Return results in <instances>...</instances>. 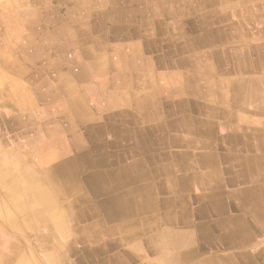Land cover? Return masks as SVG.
Listing matches in <instances>:
<instances>
[{
    "label": "crops",
    "instance_id": "1",
    "mask_svg": "<svg viewBox=\"0 0 264 264\" xmlns=\"http://www.w3.org/2000/svg\"><path fill=\"white\" fill-rule=\"evenodd\" d=\"M21 4L12 89L54 209L0 228V264H264V0Z\"/></svg>",
    "mask_w": 264,
    "mask_h": 264
},
{
    "label": "rangeland",
    "instance_id": "2",
    "mask_svg": "<svg viewBox=\"0 0 264 264\" xmlns=\"http://www.w3.org/2000/svg\"><path fill=\"white\" fill-rule=\"evenodd\" d=\"M22 1L0 0V219H2L0 220V228L18 227L20 231L29 232L28 227L31 226L29 223L32 219L31 216L38 213L42 214L44 210L43 201L38 200L39 196L35 190L29 187V179L35 178V176H43L44 171L36 168L37 164L33 160L35 155L29 153V147L22 144L27 131L34 130L33 127L37 120V114L34 113L35 107L29 108L26 105H18L17 95H14L12 89L13 78L18 77L20 80L25 81L19 74H22V71H25L28 65H33L35 62V57L28 56V54H31L29 51H32V49L29 47L27 38L22 37V28L19 26L20 20L23 18L19 14L22 11V6H20ZM47 62L51 65L53 60L48 59ZM37 64L41 66L43 62ZM13 99L16 101V106L12 105ZM35 184L38 183L35 182ZM39 254L41 256L42 252H39ZM40 262H43V260ZM94 263L95 260L91 259L85 262V264Z\"/></svg>",
    "mask_w": 264,
    "mask_h": 264
},
{
    "label": "bare ground",
    "instance_id": "3",
    "mask_svg": "<svg viewBox=\"0 0 264 264\" xmlns=\"http://www.w3.org/2000/svg\"><path fill=\"white\" fill-rule=\"evenodd\" d=\"M12 1V0H11ZM46 1V0H45ZM153 1V0H152ZM175 1V0H174ZM173 2V1H172ZM13 3V2H12ZM71 3V2H70ZM73 3V2H72ZM142 4H144V3H142ZM155 4V3H154ZM174 4V3H173ZM13 5V4H12ZM44 5V4H43ZM63 5H65V3L63 4ZM75 5V4H74ZM135 5V4H134ZM147 5H149V4H147ZM164 5V4H163ZM155 6V5H154ZM166 7V6H165ZM28 8V7H27ZM26 8V9H27ZM31 7H29V9H30ZM36 8V7H35ZM154 8V7H153ZM54 9V8H53ZM157 9V8H156ZM184 9V8H183ZM55 10V9H54ZM146 10V9H145ZM144 10V11H145ZM167 10V9H166ZM165 10V11H166ZM24 11V10H23ZM39 11V10H38ZM184 11V10H183ZM28 12V11H27ZM143 12V11H142ZM53 13V12H52ZM119 13V12H118ZM131 13V12H130ZM160 13V12H159ZM60 14V13H59ZM90 14V13H89ZM163 14V13H162ZM167 14V13H166ZM171 14V13H170ZM177 14V13H176ZM39 15H41V14H39ZM39 15H37V16H39ZM49 15V14H48ZM72 15V14H71ZM78 15V14H77ZM101 15V14H100ZM125 16V15H124ZM146 16V15H145ZM41 17V16H40ZM60 17V16H59ZM126 17V16H125ZM34 18H36V17H34ZM33 18V19H34ZM42 18V17H41ZM40 18V19H41ZM56 18V17H55ZM73 18V17H72ZM104 18V17H103ZM154 18V17H153ZM32 19V20H33ZM37 19V18H36ZM35 19V20H36ZM46 19V18H45ZM68 19V18H67ZM78 19V18H77ZM82 19H84V18H82ZM119 19V18H118ZM179 19V18H178ZM31 20V19H30ZM125 20H127L126 18H125ZM156 20V19H155ZM39 21V20H38ZM54 21V20H53ZM56 21V20H55ZM111 21V20H110ZM137 21H138V18H137ZM185 21V20H184ZM187 21V20H186ZM42 22V21H41ZM46 22V21H45ZM47 22H49V21H47ZM70 22V21H69ZM145 22V21H144ZM144 22H143V24H144ZM156 22V21H155ZM95 23V22H94ZM129 23V22H128ZM53 24V23H52ZM73 24V23H72ZM80 24V23H79ZM153 24V23H152ZM178 24H179V22H178ZM185 24V23H184ZM187 24V23H186ZM185 24V25H186ZM62 25V24H61ZM154 25V24H153ZM165 25V24H164ZM188 25V24H187ZM83 26V25H82ZM93 26H95V25H93ZM113 26V25H112ZM63 27V26H62ZM81 27V26H80ZM115 27V26H114ZM167 27V26H166ZM190 27V26H189ZM16 28V27H15ZM58 28V27H57ZM130 28V27H129ZM20 29V28H19ZM29 29V28H28ZM46 29H48V28H46ZM71 29V28H70ZM187 29V28H186ZM79 30V29H78ZM91 30V29H90ZM149 30V29H148ZM153 30V29H152ZM168 30V29H167ZM6 31V30H5ZM15 31V30H14ZM32 31H34V30H32ZM58 31V30H57ZM126 31V30H125ZM61 32V31H60ZM118 32V31H117ZM141 32V31H140ZM184 32H185V30H184ZM191 32H192V30H191ZM12 33H14L13 31H12ZM34 33V32H33ZM82 33V32H81ZM182 33V32H181ZM208 33V32H207ZM210 33V32H209ZM47 34V33H46ZM57 34V33H56ZM61 34V33H60ZM127 34V33H126ZM155 34V33H154ZM177 34V33H176ZM4 35V34H3ZM130 35V34H129ZM133 35V34H132ZM155 35H157V34H155ZM169 35V34H168ZM37 36V35H36ZM10 37V36H9ZM108 38H110V37H108ZM131 38V37H130ZM177 38V37H176ZM201 38V37H200ZM157 39H159V37H157ZM168 39V38H167ZM13 40V39H12ZM18 40V39H17ZM16 40V41H17ZM40 40V39H39ZM45 40V39H44ZM60 40V39H59ZM65 40H67L68 41V39H65ZM144 40V39H143ZM156 40V39H155ZM161 40V39H160ZM11 41V40H10ZM61 41V40H60ZM60 41H57V42H60ZM77 41V40H76ZM81 41V40H80ZM158 41V40H157ZM34 42V41H33ZM70 42V41H69ZM159 42V41H158ZM10 43V42H9ZM8 43V44H9ZM68 43V42H67ZM78 43V42H77ZM81 43V42H80ZM126 43V42H125ZM147 43V42H146ZM160 43V42H159ZM16 44V43H15ZM66 44V43H65ZM70 44V43H69ZM83 44V43H82ZM155 44V43H154ZM163 44V43H162ZM28 45V44H27ZM67 45V44H66ZM125 45V44H124ZM159 45V44H158ZM22 46V45H21ZM20 46V47H21ZM44 46V45H43ZM62 46V45H61ZM69 46V45H68ZM126 46V45H125ZM132 46V45H131ZM166 46V45H165ZM9 47V46H8ZM23 47V46H22ZM34 47V46H33ZM148 47V46H147ZM152 47V46H151ZM31 48V47H30ZM39 48H41V47H39ZM97 48V47H96ZM132 48H134V47H132ZM140 48V47H139ZM159 48V47H158ZM15 49V48H14ZM24 49V48H23ZM42 49V48H41ZM40 49V50H41ZM58 49V48H57ZM104 49V48H103ZM167 49V48H166ZM17 50V49H16ZM148 50V49H147ZM3 51V50H2ZM18 51V50H17ZM37 51V50H36ZM41 51H43V49L41 50ZM80 51V50H79ZM130 51V50H129ZM132 51V50H131ZM136 51V50H135ZM166 51V50H165ZM5 52V51H4ZM19 52V51H18ZM220 52V51H219ZM10 53V52H9ZM145 53V52H144ZM51 54V53H50ZM168 54V53H167ZM14 55V54H13ZM7 56V55H6ZM2 57V56H1ZM14 57V56H13ZM25 57V56H24ZM52 57V56H51ZM133 57V56H132ZM236 58V57H235ZM8 59V58H7ZM13 59V58H12ZM39 59V58H38ZM219 59V58H218ZM5 60V59H4ZM11 60V59H10ZM56 60V59H55ZM16 61V60H15ZM26 61V60H25ZM35 61V60H34ZM103 61V60H102ZM221 62H222V59L220 60ZM11 62V61H10ZM9 62V63H10ZM27 62H28V59H27ZM130 62V61H129ZM136 62V61H135ZM19 63V62H18ZM29 63V62H28ZM24 64V63H23ZM110 64H112V63H110ZM121 64V63H120ZM122 65V64H121ZM238 65V64H237ZM26 66V65H25ZM54 66V65H53ZM102 66V65H101ZM108 66V65H107ZM38 67V66H37ZM65 67V66H64ZM111 67V66H110ZM26 68V67H25ZM42 68V67H41ZM109 68V67H108ZM18 69V68H17ZM32 69V68H31ZM250 69V68H249ZM30 70V69H29ZM42 70V69H41ZM92 70V69H91ZM45 72H46V69H45ZM17 73V72H16ZM59 73V72H58ZM127 74V73H126ZM37 75V74H36ZM44 75H46V74H44ZM43 75V76H44ZM106 75H107V72H106ZM134 75V74H133ZM21 77V76H20ZM49 77V76H48ZM98 77V76H97ZM136 77V76H135ZM144 77V76H143ZM30 78V77H29ZM53 78V77H52ZM105 78V77H104ZM104 78H103V80H104ZM137 78V77H136ZM149 78H151V77H149ZM155 78V77H154ZM107 79V78H106ZM152 79V78H151ZM3 80V79H2ZM9 80V79H8ZM7 80V81H8ZM135 80V79H134ZM38 81H39V79H38ZM86 81V80H85ZM92 81V80H91ZM105 81H107V80H105ZM142 81V80H141ZM153 81V80H152ZM31 82V81H30ZM33 82V81H32ZM43 82H44V80H43ZM45 83V82H44ZM43 83V84H44ZM134 83V82H133ZM136 83H139V82H136ZM242 83H243V81H242ZM246 83V82H245ZM8 84V83H7ZM94 84V83H93ZM134 85V84H133ZM35 86V85H34ZM94 86V85H93ZM85 87V86H84ZM87 87H89V85L87 86ZM48 88V87H47ZM50 88V87H49ZM129 88V87H128ZM37 89V88H36ZM42 89V88H41ZM105 89V88H104ZM104 89H101V90H104ZM108 89V88H107ZM33 90V89H32ZM86 90V89H85ZM115 90V89H114ZM19 91V90H18ZM24 91V90H23ZM42 91V90H41ZM55 91V90H54ZM89 91V90H88ZM31 92V91H30ZM33 92V91H32ZM97 92V91H96ZM100 92V91H99ZM105 92V91H104ZM103 92V93H104ZM115 92V91H114ZM127 92V91H126ZM260 92V91H259ZM21 93V92H20ZM34 93V92H33ZM15 94V93H14ZM48 94V93H47ZM89 94V93H88ZM113 94V93H112ZM120 94V93H119ZM31 95V94H30ZM38 95V94H37ZM90 95H91V93H90ZM117 95H118V93H117ZM261 95V94H260ZM56 96H57V94H56ZM55 96V97H56ZM100 96V95H99ZM29 97V96H28ZM33 97V96H32ZM69 97V96H68ZM30 98V97H29ZM90 98V97H89ZM54 99V98H53ZM124 99V98H123ZM149 99V98H148ZM17 100V99H16ZM55 100V99H54ZM89 101V100H88ZM132 101V100H131ZM136 101V100H135ZM14 102H16V101H14ZM42 102V101H41ZM55 102V101H54ZM59 102V101H58ZM65 102V101H64ZM125 102V101H124ZM242 102V101H241ZM51 103V102H50ZM91 103V102H90ZM25 104V103H24ZM76 104H78V103H76ZM242 104V103H241ZM97 105V104H96ZM104 105V104H103ZM110 105V104H109ZM16 106V105H15ZM55 106H57V105H55ZM79 106V105H78ZM90 106H92V105H90ZM140 106V105H139ZM105 107V106H104ZM2 108V107H1ZM26 108V107H25ZM43 108V107H42ZM41 108V109H42ZM93 108V107H92ZM106 108V107H105ZM117 108V107H116ZM238 108V107H237ZM24 109V108H23ZM45 109V108H44ZM107 109V108H106ZM59 110V109H58ZM61 110V109H60ZM155 110V109H154ZM153 110V111H154ZM43 111V110H42ZM99 111H100V109H99ZM102 111V110H101ZM44 112V111H43ZM57 112V111H56ZM91 112V111H90ZM94 112V111H93ZM138 112V111H137ZM95 113V112H94ZM139 113V112H138ZM48 114V113H47ZM103 114H104V112H103ZM6 115V114H5ZM10 115V114H9ZM9 115H7V116H9ZM13 115V114H12ZM17 115H18V113H17ZM105 115V114H104ZM149 115V114H148ZM3 116V115H2ZM50 116V115H49ZM20 117V116H19ZM114 117V116H113ZM154 117V116H153ZM5 118V117H4ZM87 118V117H86ZM21 119V118H20ZM32 119V118H31ZM133 121V120H132ZM22 122V121H21ZM55 122V121H54ZM17 123V122H16ZM19 123V122H18ZM131 123V122H130ZM29 124V123H28ZM17 125V124H16ZM80 125V124H79ZM19 126V125H18ZM30 126V125H29ZM80 127V126H79ZM257 127V126H256ZM22 128V127H21ZM135 128V127H134ZM51 129V128H50ZM49 129V130H50ZM57 129V128H56ZM39 130V129H38ZM23 131V130H22ZM29 131V130H28ZM37 131V130H36ZM55 131V130H54ZM53 131V132H54ZM134 131V130H133ZM137 131V130H136ZM148 131V130H147ZM253 131V130H252ZM24 132V131H23ZM50 132H52V131H50ZM124 132V131H123ZM243 132H245L246 133V130H243ZM30 133V132H29ZM148 133V132H147ZM49 134V133H48ZM81 134V133H80ZM134 134H135V131H134ZM148 135H150V134H148ZM242 135H243V133H242ZM244 135H246V134H244ZM63 136V135H62ZM61 137V136H60ZM64 137V136H63ZM150 137V136H149ZM58 138V137H57ZM36 139V138H35ZM137 139V138H136ZM151 139V138H150ZM154 139V138H153ZM172 139V138H171ZM239 139V138H238ZM257 139V138H256ZM44 140V139H43ZM185 140V139H184ZM241 140V139H240ZM145 141V140H144ZM152 141V140H151ZM158 141V140H157ZM161 141V140H160ZM175 141V140H174ZM173 141V142H174ZM263 141V140H262ZM52 142V141H51ZM50 142V143H51ZM64 142V141H63ZM146 142V141H145ZM173 142H171V143H173ZM238 142V141H237ZM256 142V141H255ZM50 143H49V145H50ZM104 143V142H103ZM153 143V142H152ZM151 143V144H152ZM177 143V142H176ZM213 144V143H212ZM256 144V143H255ZM174 145V144H173ZM237 145H238V143H237ZM257 145V144H256ZM65 146V145H64ZM89 146V145H88ZM145 146V145H144ZM148 146V145H147ZM146 146V147H147ZM212 146V145H211ZM261 146V145H260ZM32 147V146H31ZM107 147V146H106ZM263 147V146H262ZM33 148V147H32ZM31 148V149H32ZM51 148V147H50ZM53 148H55V147H53ZM64 149V148H63ZM62 149H60V151H61ZM66 150V149H65ZM100 150V149H99ZM115 150V149H114ZM148 150V149H147ZM183 150V149H182ZM56 151V150H55ZM59 151V152H60ZM103 151V150H102ZM180 151V150H179ZM48 152H50V151H48ZM58 152V153H59ZM64 152V151H63ZM94 152V151H93ZM99 152V151H98ZM187 152V151H186ZM213 152H215V151H213ZM212 152V153H213ZM66 152H64V154H65ZM120 153V152H119ZM145 153V152H144ZM248 153V152H247ZM264 153V152H263ZM46 154V153H45ZM52 154V153H51ZM76 154V153H75ZM112 154V153H111ZM71 155V154H70ZM110 155V154H109ZM211 155V154H210ZM240 155V154H239ZM46 156V155H45ZM52 156V155H51ZM63 156V155H62ZM66 156V155H65ZM72 156V155H71ZM111 156H114V154L113 155H111ZM185 156V155H184ZM207 156V155H206ZM214 156V155H213ZM264 156V155H263ZM56 157V156H55ZM102 157V156H101ZM101 157H99V159L101 158ZM164 157V156H163ZM215 157V156H214ZM11 158V157H10ZM60 158H62V157H60ZM68 158H70V157H68ZM94 158V157H93ZM36 159V158H35ZM53 159V158H52ZM56 159H59V158H56ZM208 159V158H207ZM4 160V159H3ZM37 160V159H36ZM63 160V159H62ZM71 160V159H70ZM70 160H69V162H70ZM209 160V159H208ZM2 161V160H1ZM38 161V160H37ZM48 161V160H47ZM63 161H65V160H63ZM77 161V160H76ZM182 161V160H181ZM4 162V161H3ZM5 162H7V161H5ZM14 162H15V159H14ZM17 162V161H16ZM86 162V161H85ZM84 162V163H85ZM105 162V161H104ZM211 162V161H210ZM38 163V162H37ZM87 163V162H86ZM167 163V162H166ZM174 164V163H173ZM189 164V163H188ZM40 165V164H39ZM96 166V165H95ZM211 166V165H210ZM219 166V165H218ZM47 167H49V166H47ZM86 167V166H85ZM183 167V166H182ZM194 167V166H193ZM37 168V167H36ZM90 168V167H89ZM38 169V168H37ZM17 170V169H16ZM80 170V169H79ZM84 170V169H83ZM117 170V169H116ZM196 170V169H195ZM194 170V171H195ZM19 171V170H18ZM189 171V170H188ZM90 172V171H89ZM88 172V173H89ZM47 173V174H46ZM46 173L44 172V175L43 176H35V178L33 177V178H30L29 180V187H32L34 190H35V192L37 193V195L39 196V198H38V200L39 199H41L40 201H43V208L45 209H48L46 212H50L49 210H51V209H54V208H51V206H53L54 205V203L51 201V200H53V197H54V191H53V189H52V187H50L49 185V187H47L44 183H47V182H45L48 178H49V172H47L46 171ZM176 173V172H175ZM114 174V173H113ZM151 175V174H150ZM187 175V174H186ZM47 176H48V178H47ZM116 176V175H115ZM92 177V176H91ZM148 177H151V176H148ZM156 177V176H155ZM170 177V176H169ZM180 177V176H179ZM144 178H146V177H144ZM143 179V178H142ZM141 179V180H142ZM158 179V178H157ZM147 180V179H146ZM150 180V179H149ZM205 180V179H204ZM217 180V179H216ZM259 180V179H258ZM23 181V180H22ZM75 181V180H74ZM34 182V184H32V183ZM35 182L36 183H38V184H35ZM80 182V181H79ZM187 182V181H186ZM203 182V181H202ZM121 183V182H120ZM159 183V182H158ZM171 183V182H170ZM210 183H212V182H210ZM223 183V182H222ZM78 184V183H77ZM123 184H124V182H123ZM238 185V184H237ZM79 186V185H78ZM103 186V185H102ZM105 186V185H104ZM161 186V185H160ZM168 186V185H167ZM172 186H173V184H172ZM181 186V185H180ZM188 186V185H187ZM100 187V186H99ZM193 187V186H192ZM201 187V186H200ZM81 188H82V186H81ZM176 188H178V187H176ZM190 188V187H189ZM204 188V187H203ZM212 188V187H211ZM202 189V188H201ZM28 190V189H27ZM32 190V189H31ZM95 190H96V188H95ZM100 190V189H99ZM108 190V189H107ZM112 190H113V188H112ZM162 190V189H161ZM168 191H169V189H167ZM160 191V190H159ZM164 191V190H163ZM14 192V191H13ZM29 193V192H28ZM84 193V192H83ZM86 193V192H85ZM95 193V192H94ZM103 193V192H102ZM174 193V192H173ZM192 193H194V192H192ZM87 194V193H86ZM190 194V193H189ZM88 195V194H87ZM93 195H95V194H93ZM108 195V194H107ZM110 195H112V194H110ZM193 195H195V194H193ZM192 195V196H193ZM206 195V194H205ZM233 195V194H232ZM92 196V195H91ZM191 196V195H190ZM196 196V195H195ZM229 197V196H228ZM227 197V198H228ZM29 198H31V197H29ZM77 198V197H76ZM83 198V197H82ZM105 198V197H104ZM162 198V197H161ZM193 198H194V196H193ZM201 198V197H200ZM233 198V197H232ZM8 199V198H7ZM99 199V198H98ZM78 200V199H77ZM208 200V199H207ZM34 201V200H33ZM36 201V200H35ZM75 201V200H74ZM165 201V200H164ZM27 202V201H26ZM31 202V201H30ZM37 202V201H36ZM72 202H73V200H72ZM92 202V201H91ZM196 202V201H195ZM231 202H232V200H231ZM65 203V202H64ZM150 203V202H149ZM178 203V202H177ZM40 204V203H39ZM5 205V204H4ZM20 205H21V203H20ZM26 205H29V204H26ZM60 205H61V203H60ZM60 205H59V207H60ZM70 205V204H69ZM72 205V204H71ZM109 205V204H108ZM152 204H150V206H151ZM213 205V204H212ZM231 205V204H230ZM22 206H23V204H22ZM33 206V205H32ZM35 206V205H34ZM38 206H41V205H38ZM37 206V207H38ZM111 206V205H110ZM214 206V205H213ZM235 206V205H234ZM4 207H6V206H4ZM57 207V206H56ZM201 207H202V205H201ZM204 207V206H203ZM215 207V206H214ZM7 208V207H6ZM6 208H3V209H6ZM77 208V207H76ZM126 208V207H125ZM151 208H153V207H151ZM197 208V207H196ZM27 209V208H26ZM57 209V208H56ZM61 209V208H60ZM82 209V208H81ZM114 209V208H113ZM201 209V208H200ZM205 209V208H204ZM217 209V208H216ZM234 209V208H233ZM7 210V209H6ZM29 210H30V208H29ZM80 210V209H79ZM8 211V210H7ZM27 211V210H26ZM60 211V210H59ZM111 211H113V210H111ZM10 212H12V211H10ZM15 212V211H14ZM25 212V211H24ZM44 212V211H43ZM51 212H53V211H51ZM208 212V211H207ZM18 213H19V211H18ZM21 213V212H20ZM23 213V212H22ZM21 213V214H22ZM82 213V212H81ZM168 213V212H167ZM5 214V213H4ZM7 214V213H6ZM48 214V213H47ZM50 214V213H49ZM48 214V215H49ZM63 214V213H62ZM88 214V213H87ZM178 214V213H177ZM207 214V213H206ZM14 215V214H13ZM53 215V214H52ZM92 215V214H91ZM172 215V214H171ZM210 215V214H209ZM54 216V215H53ZM77 217V216H76ZM110 217V216H109ZM172 217V216H171ZM175 217V216H174ZM236 217V216H235ZM238 217H239V215H238ZM52 218V217H51ZM56 218V217H55ZM66 218V217H65ZM84 218V217H83ZM106 218V217H105ZM176 218V217H175ZM179 218V217H178ZM76 219V218H75ZM79 219V218H78ZM94 219V218H93ZM110 219V218H109ZM0 220H2V219H0ZM20 220V219H19ZM51 220V219H50ZM175 220V219H174ZM193 220V219H192ZM75 221H77V220H75ZM104 221V220H103ZM106 221V220H105ZM64 222H65V220H64ZM74 222V221H73ZM85 222V221H84ZM162 222V221H161ZM2 223V222H1ZM65 223H67V221L65 222ZM176 223V222H175ZM182 223V222H181ZM22 224V223H21ZM53 224V223H52ZM58 224V223H57ZM70 224V223H69ZM243 224V223H242ZM66 225V224H65ZM139 225V224H138ZM23 226V225H22ZM58 226V225H57ZM73 226V225H72ZM168 226V225H167ZM221 226V225H220ZM68 227V226H67ZM66 227V228H67ZM103 227V226H102ZM111 227H112V225H111ZM117 227V226H116ZM171 227V226H170ZM180 227V226H179ZM16 228V227H15ZM18 228V227H17ZM58 228H59V226H58ZM64 228V227H63ZM138 228V227H137ZM172 228V227H171ZM181 228V227H180ZM182 228H187V227H182ZM203 228V227H202ZM205 228V227H204ZM217 228V227H216ZM242 228V227H241ZM99 229V228H98ZM111 229V228H110ZM135 229V228H134ZM66 230V229H65ZM107 230V229H106ZM131 230H133V229H131ZM173 230H175V229H173ZM180 230V229H179ZM184 230V229H183ZM188 230V229H187ZM206 230V229H205ZM181 231V230H180ZM180 231H177V232H180ZM247 231V230H246ZM183 232V231H182ZM184 232H185V230H184ZM188 232V231H187ZM191 232V231H190ZM198 232V231H197ZM240 232H242V231H240ZM245 232V231H244ZM26 233H28V232H26ZM65 233H67V232H65ZM98 233V232H97ZM186 233V232H185ZM194 233V232H193ZM192 233V234H193ZM23 234V233H22ZM69 234V233H68ZM105 234V233H104ZM132 234V233H131ZM175 233H173V235H174ZM20 235V234H19ZM26 235V234H25ZM145 235V234H144ZM183 235H185V234H183ZM194 235V234H193ZM9 236V235H8ZM28 236V235H27ZM69 236H70V234H69ZM73 236H74V234H73ZM78 236V235H77ZM135 236V235H134ZM140 236V235H139ZM233 236V235H232ZM70 237H72V236H70ZM130 237V236H129ZM138 237V236H137ZM151 237H152V235H151ZM183 237V236H182ZM2 238V237H1ZM7 238V237H6ZM86 238V237H85ZM136 238V237H135ZM167 238V237H166ZM179 238H180V236H179ZM225 238V237H224ZM248 238V237H247ZM105 239V238H104ZM134 239V238H133ZM163 239V238H162ZM183 239H184V237H183ZM77 240V239H76ZM129 240H132V239H129ZM137 240V239H136ZM180 240V239H179ZM190 240V239H189ZM21 241V240H20ZM87 241V240H86ZM100 241V240H99ZM106 241V240H105ZM125 241V240H124ZM154 241V240H153ZM183 241V240H182ZM187 241V243L189 242L188 240H186ZM185 241V242H186ZM195 241V240H194ZM77 242H78V240H77ZM98 242V241H97ZM123 242V241H122ZM131 242V241H130ZM61 243V242H60ZM107 243V242H106ZM110 243V242H109ZM155 243V242H154ZM191 243V242H190ZM57 244V243H56ZM84 244V243H83ZM96 244H98V243H96ZM100 244V243H99ZM126 244V243H125ZM5 245V244H4ZM3 245V246H4ZM9 245V244H8ZM62 245V244H61ZM60 245V246H61ZM64 245V244H63ZM93 245V244H92ZM102 245V244H101ZM137 245V244H136ZM23 246V245H22ZM56 246V245H55ZM71 246V245H70ZM77 246V245H76ZM143 246V245H142ZM19 247V246H18ZM65 247H66V245H65ZM78 247V246H77ZM105 247V246H104ZM108 247V246H107ZM113 247V246H112ZM120 247V246H119ZM174 248H175V246H173ZM181 247V246H180ZM6 248V247H5ZM57 248V247H56ZM62 248H63V246H62ZM74 248V247H73ZM76 248V247H75ZM110 248V247H109ZM143 248H145V247H143ZM170 248V247H169ZM59 249V248H58ZM92 249V248H91ZM107 249V248H106ZM76 250H78V249H76ZM85 250V249H84ZM114 250V249H113ZM120 250V249H119ZM169 250V249H168ZM3 251V250H2ZM28 251H29V249H28ZM58 251V250H57ZM90 251V250H89ZM12 252V251H11ZM29 252H31V251H29ZM241 252V251H240ZM27 253V252H26ZM37 253V252H36ZM62 253V252H61ZM145 253H147V252H145ZM19 254V253H18ZM38 254V253H37ZM47 254H49V253H47ZM103 254V253H102ZM107 254H108V252H107ZM1 255V254H0ZM51 255V254H50ZM54 255V254H53ZM65 255V254H64ZM84 255V254H83ZM96 255V254H95ZM113 255V254H112ZM117 255V254H116ZM100 256V255H99ZM140 256V255H139ZM12 257V256H11ZM50 257H52V256H50ZM118 257V256H117ZM157 257V256H156ZM160 257V256H159ZM14 258V257H13ZM48 258V257H47ZM56 258V257H55ZM89 258V257H88ZM113 258H115V257H113ZM126 258V257H125ZM242 258V257H241ZM4 259V258H3ZM12 259V258H11ZM16 259V258H15ZM40 259V258H39ZM2 260V259H1ZM5 260V259H4ZM13 260V259H12ZM52 260H54V259H52ZM96 260V259H95ZM159 260H160V258H159ZM32 261V260H31ZM75 261V260H74ZM109 261V260H108ZM131 261V260H130ZM129 261V262H130ZM161 261V260H160ZM27 262V261H26ZM45 262V261H44ZM65 262V261H64ZM33 263V262H32ZM35 263V262H34ZM33 263V264H34ZM46 263V262H45ZM61 263H63V262H61ZM79 263V262H78ZM104 263V262H103ZM161 263V262H160ZM8 264V263H7ZM141 264V263H140ZM147 264V263H146Z\"/></svg>",
    "mask_w": 264,
    "mask_h": 264
}]
</instances>
